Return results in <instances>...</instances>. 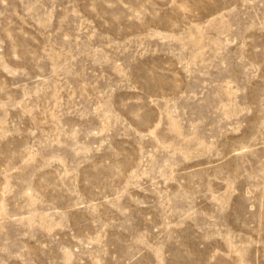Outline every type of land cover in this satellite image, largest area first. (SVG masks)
<instances>
[{
	"label": "rangeland",
	"instance_id": "rangeland-1",
	"mask_svg": "<svg viewBox=\"0 0 264 264\" xmlns=\"http://www.w3.org/2000/svg\"><path fill=\"white\" fill-rule=\"evenodd\" d=\"M0 264H264V0H0Z\"/></svg>",
	"mask_w": 264,
	"mask_h": 264
}]
</instances>
